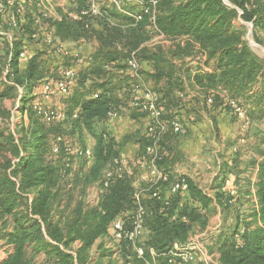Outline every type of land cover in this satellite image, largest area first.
<instances>
[{"label":"trees","instance_id":"obj_1","mask_svg":"<svg viewBox=\"0 0 264 264\" xmlns=\"http://www.w3.org/2000/svg\"><path fill=\"white\" fill-rule=\"evenodd\" d=\"M174 1L156 0L154 12L150 10L149 13H142L141 19L137 21L130 14L143 12L142 7L132 4L128 6L129 1L124 2L121 4L122 8L128 6L127 9L123 8L127 12L124 14L110 0L107 6L104 3L102 5L101 0L67 2L62 7L56 6L59 20H54L53 17L43 18L45 22L53 25V36L62 42L71 38L72 41L80 43L84 37L89 36L88 34H91L92 39L96 37L104 41L93 56L89 57V66L79 82L85 84L93 81L95 85L94 81H97L96 83L100 84L98 88L107 92H96L95 96H92L88 93L82 94L76 89L72 100L76 109L69 112L73 122L71 132H76L81 138L84 127L96 141L88 168L85 169L84 164L79 163L77 175L70 183L73 187L80 184L82 194L85 187L98 184L101 186V194L94 205L86 204L79 197L78 201L66 207V210L57 209V203L62 196L60 190L65 185L63 180L72 170V167L66 166L65 163L72 161L68 157H60L61 161L57 162L46 159L48 134L55 133L46 130L51 128L45 124L56 121H47L36 114L30 103L28 108L35 119L30 116L25 130L20 128L22 134L17 140L7 138L3 140L5 145L0 141V225L1 231H6L4 234L0 231V235L13 247V252L0 264H33L40 254L44 256L40 264H89V251L95 240L104 237L116 219H121L129 226L139 207L143 209L142 230L148 232L144 242L138 241V245L144 249V256L138 258L132 243L123 239L117 243L122 262L124 259L131 263L134 260L137 264H143L144 260L161 264H203L182 262L179 259L168 262L166 254L174 244L187 242L192 225L204 227L206 223V218L200 215L202 213L197 207H193L192 201L190 203L189 200L198 201L205 208L209 198L185 178L189 196L186 207L180 204L182 190L173 191L174 181L171 182L170 176L163 172L164 170L170 173V170L165 169L169 164L165 151L159 153L158 160H154L157 168L162 169L158 168L159 171L166 176L165 179L160 178L159 186H145L143 193L135 195V189L126 176H111L105 186L106 172H114V160L120 159V146L110 134L98 136L92 128L94 122H104L107 117L116 115V110L120 111V99L116 100L113 95L110 97L113 90L110 82L116 78L120 67L123 71L128 69L127 61L132 53L140 67L137 78H132L128 73L131 78L123 79V83L127 81L130 85L129 94L124 91L123 96L132 97L131 84L139 82V76L143 73L141 64H151L152 71L146 74L158 96L161 119L164 120V114L175 115L163 121L169 134L173 132L171 122L178 120L176 114L182 105V101L180 98L176 99L175 94L183 92L186 86L194 91L199 89L197 92L201 91L204 98L210 90L235 100L240 94H246V97L250 95L252 105L248 106L246 116L257 114V118L264 117V60L258 58L249 48L243 37L242 27L238 30L229 27L231 20L240 16L243 21L252 23L255 32H264V0H231L239 11L223 0H186L179 3ZM144 2V5H147L148 0ZM92 4L99 6L98 14L91 13ZM32 9L37 13L35 7ZM83 10L86 11L85 14L81 13ZM18 18L20 23L15 33L20 34V38L26 36L25 41L30 44L39 43L38 37H32V33L37 30L33 12H26L23 16L17 15ZM148 31L168 40L169 48L164 49L162 45L153 50L145 48V43L150 39ZM114 32L119 34L117 38L120 44L116 45V49L122 52L106 57L107 55L104 56L100 52L103 47L113 45L110 38H113ZM1 45L4 49V65L7 66L6 79L12 83L0 91V98L15 96L17 87L23 88L19 110L25 113L27 104L33 99L32 88L36 83L34 77L37 73L35 64L39 63L36 60L38 58L42 61V55L30 57L26 68L21 71L18 60L26 44L20 39L11 46L3 40ZM76 54L79 57V54ZM193 61L198 63L192 66ZM202 65L210 67L211 71L201 69ZM69 66L63 68H70ZM95 87L96 85L90 86L89 93ZM248 90L252 93L249 94ZM219 96L216 94L212 100L213 109L219 107L220 103L222 105ZM132 107L133 105L130 108ZM131 116L137 117L135 114ZM179 123L183 127L180 121ZM58 137L63 138L58 133L54 141H57ZM136 143L139 145L138 151L143 153L152 141L141 135ZM65 144L67 143L60 140L58 153L61 154L64 150L67 156ZM6 152L10 155L7 156ZM73 152L78 158H83L82 154ZM263 164L264 156L261 169ZM176 180L177 183L179 179ZM255 186L263 228L250 227L249 223H245L240 243L234 240L237 228L217 235L213 245H218L219 262L222 264H264L263 180L259 179ZM30 193L33 196L29 200ZM223 195L225 196L224 193ZM235 211V217H238L239 213ZM76 241L79 246L74 248L72 244ZM30 248L32 254L28 257ZM97 249L99 255L93 264H101L105 257L109 256V252H106L102 245ZM150 249L156 255H152ZM108 264L116 262L109 259Z\"/></svg>","mask_w":264,"mask_h":264},{"label":"rangeland","instance_id":"obj_2","mask_svg":"<svg viewBox=\"0 0 264 264\" xmlns=\"http://www.w3.org/2000/svg\"><path fill=\"white\" fill-rule=\"evenodd\" d=\"M181 1L186 0H175L174 2L179 3ZM228 5L231 6V8H238L234 6L231 2V0H225ZM255 1V0H254ZM102 5L103 3L107 6L108 0H101L100 2ZM128 6L131 4L133 6H139L136 3H133L132 1L127 3ZM126 5V7L128 8ZM125 7V6H124ZM123 7V8H124ZM125 7V8H126ZM126 8V9H127ZM235 9V10H236ZM134 10V9H133ZM54 11V20H59L60 15ZM135 11V10H134ZM239 11V10H238ZM125 14V13H124ZM6 18V17H5ZM232 29H239L242 27V33L245 41L247 42L249 48L251 51L260 59L264 60V32L257 30L254 31L253 25L251 22L243 21L240 16H235L229 25ZM35 29L38 30L39 34V43L30 44L27 41H25V37L20 38V34L14 33L11 34L10 38L7 37L4 38V41H7L10 43V46L13 42L16 40L22 39V41L26 44L25 49L23 53L20 55L19 60H22L20 64V70L23 71L26 68L25 59H28L34 55H42V61L37 58L35 66H36V75L34 77V80H36L35 85L32 88V102L30 101L27 104L33 106V103H39V106L44 109L49 110H55L58 112H61L60 114H63L62 119L55 120L56 122L45 124L48 128L46 130H52L55 134H48L47 137V146L45 148V157L48 161L51 162H57L61 161L60 157H68L72 162L65 163L66 166H71L72 170L69 172L68 176L64 178L63 182L65 185L61 188L60 192L62 194L61 199L57 203V209L68 207L69 205H74L76 201H78L79 197L82 198L86 204L88 205H94L97 203L99 195L101 194V186L98 184L90 185L88 187H85L83 189V194L81 193V186L73 187L71 182V179H74L77 175V169L79 163L84 164V168H88L89 164L91 163V156H92V150L94 148L95 139L91 134L83 127L82 128V137L79 138L77 133H72V119H71V113L70 110H75L76 108L73 106V95L76 89L82 94L88 93L92 96H95L96 92H107L105 89H99L98 86L100 84H97L95 81L96 87L93 88V91L91 90V93H89V87L95 86L93 85V81L91 83H85L79 82L81 81L80 78L83 76L84 72L87 70L89 66V57L93 56V53L95 50H97L100 47V44L103 45V42L101 39H95L91 38V34H88L89 36L84 37L80 43H76L71 40V38H67L64 42V45L67 46V50L65 49L64 52H58L55 49H52L49 44L43 41V38H47L46 33H52L53 31V25L45 22L44 20H41L37 26H35ZM149 30V28H148ZM148 34L150 36V39L145 43V48H148L150 50H153L158 45H170V42L163 38L161 35L156 34L155 32H149ZM249 34V35H248ZM248 35V37H247ZM119 36L118 33L114 32L113 38H110V41H112L113 45H107L103 47V51L100 53L106 57L108 56H116V54L122 52L120 50L116 49V45L120 44L119 39L117 38ZM256 37V39H255ZM258 38V40H257ZM27 40V39H26ZM252 43H251V42ZM259 41V42H258ZM1 42V41H0ZM5 44V43H4ZM6 45V44H5ZM4 51V49H3ZM36 53V54H35ZM74 53H78L79 57L74 56ZM132 55H134L132 53ZM73 56V58H72ZM39 57V56H38ZM4 53L0 55V65L1 70L5 72L7 69V66L4 65ZM45 61V63H44ZM26 62V63H27ZM196 61H193V64L195 65ZM25 64V65H24ZM192 64V65H193ZM70 65V66H69ZM65 66H69L72 68L74 72V78H73V85L71 86V91H69L66 94H61L60 92L56 91L52 95H48L47 97H44V94L42 93V84L46 83L45 81H50L54 83L57 79L61 78L62 70L66 69L63 68ZM146 71H152V66L149 64ZM127 72V73H126ZM144 73V71L142 70ZM86 73V72H85ZM118 75H116V78L113 79L112 82H110V86L113 87V90H111L110 97H113L117 100L120 99V111L116 110V115L107 117L104 122H94L92 124V128L94 132L101 136L104 134V136H108L110 134L113 136L118 142H119V157L122 161V165L120 166V170L118 172H112V176H126L128 177L129 181L131 182L132 186L135 189V195H138L140 192L143 193L144 188L148 186H159L160 179L157 178V176L153 173L154 172H160L162 173V169L159 171L157 168V164L155 161L152 160V152L151 150H148L149 145L145 147V151L143 153H140L139 146L136 144V140L142 135V137H147L150 141H152L151 146L153 145L156 147V155L159 156V153H163L165 151V156L169 154L170 149L176 150L174 153H176L177 157L175 158L176 161L178 160V166L182 169L183 174H178V172H170L167 173V171H164L168 176H170L171 182L174 181L172 186L176 185L175 180L179 179L184 180L186 183L185 178L189 183L194 185L198 190H200L203 195L207 196L209 198V203L206 211L202 212L200 214L201 216H204L206 219L208 217H211L212 222H214V215L216 213L214 207L210 204L213 201L217 205L220 206L222 209V216H221V224L220 229H222L225 233L231 232L233 229L237 228L236 236L241 235L239 231H241V226L244 227L243 224V218L239 219L238 217H235L236 211H239L238 209V195L236 193V190L234 191V186L237 185L238 181L241 180L243 183V191H246L250 186V182L246 183V178H240L238 179V175L242 173H248L249 176H253L255 168L257 167V171L255 170L254 174V184L258 183L259 179L263 180L264 183V164L263 168L261 169L262 165L261 162H263V150L260 149L259 144H264V117H258L257 114H254L253 116H244V118H237L235 117L231 110L228 108V106L225 104V101L229 99L230 97L226 96L225 94L217 93L214 90H210L208 92L207 98L212 96L211 101L208 102L207 98L203 97V94L201 91L197 92V90L191 89L189 86H186L187 88L184 89L183 92L175 94L176 99L180 98L182 101L181 108L177 111L178 114H176L178 118V122L180 121L183 125L184 132H178V134H174L176 132H172V134H169L167 132V128L161 132H158L154 135L152 133H149L148 126L151 124V121L153 120L151 116H149V113L147 111H144L139 106H135V97H138V102H141L145 99L144 94L152 92V94H156L154 91V85L151 84L147 80V74H144V79H140L139 76V90L137 91L136 85L137 83L131 84V92L132 97L126 96L125 98L123 96V92L125 91V94H129L130 91V85L127 81L123 83V79L125 78H131L129 74L132 76V78H137V76L133 75L130 69H125L123 71L122 67L119 68L117 71ZM129 73V74H128ZM60 75V77H59ZM141 75V74H140ZM148 83V84H147ZM84 84V85H83ZM124 88V89H123ZM22 89L20 93H17L20 95L18 98L12 99V97H4L0 98V141L1 144L5 145L3 140H6L7 138L16 139L22 134L20 128L25 130L26 126L28 125V121L30 120V116L32 117L34 114L30 110V108L26 109L25 113L22 110H19L20 108V97L22 94ZM137 91V92H136ZM192 92H197L198 95L197 98H191L190 96L193 94ZM249 94L252 93L251 90H248ZM110 93V92H109ZM87 94V95H88ZM216 94H219L220 101L222 102V105L220 103V106L215 108L214 110H218L220 113H224L225 115L222 118H216L214 115H207L205 118H203V112H207L209 109H212L213 104L212 100H214V97ZM17 95V96H18ZM86 95V96H87ZM190 95V96H189ZM241 96L237 98V102L245 111L248 110V106L252 105V102H250V95L249 97H246V94H240ZM189 96V98H188ZM141 98V99H140ZM158 98V96H157ZM194 101V105H189V110L186 107V103L189 104V100L191 99ZM140 99V100H139ZM22 100V99H21ZM205 100V102H204ZM28 102V101H26ZM22 103V102H21ZM124 104V105H123ZM131 105H133V111ZM136 107V110H135ZM179 108V106L177 107ZM72 110V111H73ZM130 110V111H129ZM132 114L137 115V117L132 118ZM169 117H175V115L170 114H164L162 115V118L164 120L168 119ZM33 118V117H32ZM248 120V123L244 119ZM255 118V119H253ZM35 119V118H33ZM161 121H164L161 119V116L159 118ZM208 122V128L210 129L208 132L204 131L203 124L204 122ZM40 122V121H38ZM27 124V125H26ZM192 126H195L192 127ZM195 129V138H193V143L197 142L199 138H202L204 136V132L207 133L206 137L202 139L203 141V150L202 151H196L194 152L193 149H190V146L188 147L187 151L191 153V155H186L182 153V151H178L176 149V146L179 145L180 142H184L187 139L190 138L191 135L194 132L192 128ZM231 129L233 131H231ZM106 130V131H104ZM201 133L199 135V132ZM60 134L63 138L60 137L57 138V141H54L55 135ZM199 137V138H198ZM153 138V139H152ZM249 139V140H248ZM60 140H63L64 143H67L64 145V148L66 150L67 156H65L64 150L61 152V154L58 153V146L60 143ZM169 143L167 144V142ZM259 142V144H258ZM71 147H70V146ZM193 147V146H192ZM191 147V148H192ZM78 148H84L83 150H90V153L87 155H82L83 158H78L76 155H74L75 149ZM264 148V147H263ZM73 149V150H72ZM1 152V150H0ZM160 153V154H161ZM168 153V154H167ZM6 155L9 156L10 154L6 152ZM184 155V156H183ZM240 157V158H239ZM85 158V159H84ZM174 158V157H173ZM170 159V163L168 166H164L165 169L168 171L171 170L170 164L173 163L174 159ZM260 158V159H259ZM64 160V159H63ZM158 160V159H156ZM169 160V159H168ZM169 162V161H168ZM80 164V165H81ZM257 166L255 167V165ZM163 167V168H164ZM229 169L234 171L235 174H232L230 179L226 176V174L229 172ZM157 170V171H156ZM181 172V170H179ZM214 173V175H213ZM237 173V175H236ZM187 175H189L187 177ZM212 175V177L210 176ZM198 178L202 182L200 183L202 187H199V185L195 182V179ZM212 178V180H211ZM176 180V181H177ZM67 182V183H66ZM196 183V184H195ZM71 184V185H70ZM187 184V183H186ZM227 184V185H226ZM231 185H234L231 187ZM146 186V187H145ZM171 186V187H172ZM229 186V187H228ZM173 188V187H172ZM256 188V187H255ZM257 190V188H256ZM212 191V192H211ZM234 191L235 193H231ZM225 196L223 195V193ZM70 194V195H69ZM210 196H208V195ZM232 194L234 196H232ZM32 193L28 194L29 200L32 198ZM71 196V197H70ZM189 193L188 191L182 190L180 193V204L183 207H186L185 204L188 201ZM190 203L192 201L193 204L198 205V209L204 210L198 201L195 200H189ZM68 210V209H67ZM248 210H251L250 208ZM131 212V211H130ZM252 212L249 211L248 214H251ZM237 218V220H236ZM261 221V220H260ZM263 224V223H262ZM10 225V224H9ZM5 230V229H4ZM112 230V228H111ZM110 230V231H111ZM197 230V231H196ZM0 231H1V225H0ZM191 234V240L197 242L200 244V246L203 247V253H205L207 256H210V259L214 262H216V258L214 255V249H213V243L210 234L201 233L199 234L198 228H195ZM6 231H1V234H4ZM112 234V233H111ZM199 234V235H198ZM141 235V234H140ZM139 235V239H140ZM237 238V237H236ZM111 239L113 237L111 236ZM189 239V238H188ZM118 242L117 240H114ZM7 241L5 239L1 238L0 235V263L5 260L10 253L13 252V247L6 243ZM117 244V243H116ZM72 246L74 248L78 247V243H73ZM131 252V250H129ZM32 254V248H30L29 253H27V256L30 257ZM35 255H33L34 257ZM131 256L133 258V255L131 253ZM37 257V256H36ZM43 254H40L39 257L35 258L33 264H40ZM136 260V259H135ZM219 261V260H218ZM114 262L118 264V262H121L118 258L114 257ZM133 264H137L132 262ZM221 263V262H220ZM222 264V263H221Z\"/></svg>","mask_w":264,"mask_h":264},{"label":"built area","instance_id":"obj_3","mask_svg":"<svg viewBox=\"0 0 264 264\" xmlns=\"http://www.w3.org/2000/svg\"><path fill=\"white\" fill-rule=\"evenodd\" d=\"M75 0H0V41H3L5 37L8 39L10 38L11 34L13 35V32L15 33L16 29L18 28V24L20 23L18 16H23L26 12H33L34 22L35 24H39L43 18H49L54 17V11L56 15V6H64L67 2H74ZM113 2L121 13L127 14V12L122 8L121 4L124 2L132 1L133 3H136L140 7H142L143 12L139 14H130L133 16V18L137 21L141 19V16L143 14L149 13L150 10H153L156 5V0H148L147 5H144V0H110ZM33 7H35L37 13L33 11ZM10 8H13L11 10ZM91 13L98 14L99 13V6L92 4L91 7ZM58 13V12H57ZM82 14H85L86 11L83 10L81 12ZM143 13V14H142ZM59 14V13H58ZM6 17V18H5ZM5 18V19H3ZM7 25H4V24ZM4 26H7L8 28H4ZM53 33V31H52ZM52 33H46L47 38H43V41L49 44L52 49H55L58 52H64L65 49L67 50V46L64 45V42L61 40L55 38ZM32 37L39 39L38 30H35L34 33H32ZM23 53V52H22ZM21 53V54H22ZM20 54V55H21ZM75 53V57H76ZM128 68L132 72L133 75L137 76V71L139 70V64L136 60V58L131 55V57L127 61ZM74 70L72 68H66L62 70V75L60 79H57L54 83L50 81H45L46 83L42 84V93L44 94V97H47L48 95H52L55 90L60 92L61 94H66L69 91H71V86L73 85V78H74ZM139 82H137V85L135 86L136 89L138 88ZM139 88L137 89V91ZM136 91V92H137ZM145 99L141 102H138V97H135V106H139L144 111H147L149 113V116L152 117V122L148 126L149 133H152L154 135L155 133L161 132L165 129L166 123L161 121L159 118L161 116V106L159 105L158 98L155 94H152V92L144 94ZM212 96L207 98V101L210 102ZM225 104L228 106V108L231 110L232 114L237 118H244L246 116L244 109L242 106L238 104V102L233 99L229 98L225 101ZM33 109L36 111V114L42 116L45 120L51 121V120H57L62 119L63 114H60L61 112L55 111V110H49L44 109L39 106V103L33 104ZM246 123H248V120L244 119ZM172 130L176 133L178 132H184L183 127L177 120H173L171 122ZM148 150H151L152 152V160L159 159V156L156 155V147L153 145L148 147ZM75 152L82 155H87L90 153V150H82V149H76ZM114 172L121 171L120 166L122 165V161L120 159L114 160ZM157 171V170H156ZM153 173L157 176L158 179L162 178L165 179L166 176L163 175L160 172H154ZM112 176V170L107 171L105 174L106 180L104 182V185H107V179ZM187 188V184L184 180H180L176 183L175 186H173L172 190H185ZM235 191V190H234ZM232 191L231 193H235ZM232 196H234L232 194ZM142 215H143V209L139 207L137 211L134 214L133 220L129 226H126L124 221L121 219H116L113 221L112 224V230H111V236L114 240L120 241L123 239L129 240L132 245L133 249L137 255L138 258H143L144 256V249L140 245H138L139 241V235L142 230ZM152 255H156L153 251H151ZM168 257V262H174L175 259H179V261L182 262H201L203 264H221L217 259L216 262L212 261L210 259V256H207L205 253H203V247L200 246L195 241H192L191 239L187 240L185 244H174L173 247L169 250L168 254H166ZM143 264H161L156 261H147L144 260Z\"/></svg>","mask_w":264,"mask_h":264},{"label":"crops","instance_id":"obj_4","mask_svg":"<svg viewBox=\"0 0 264 264\" xmlns=\"http://www.w3.org/2000/svg\"><path fill=\"white\" fill-rule=\"evenodd\" d=\"M81 41H83V40H81ZM169 46H170L169 44H167L165 46L162 45V47L164 49L165 48L166 49L169 48ZM2 53H3V49H2V45H1L0 46V55ZM25 60H26L25 61V64H26L27 59H25ZM18 61H19V66H20V64L22 63L21 62L22 60H18ZM191 64H193V62ZM148 66H149V63H147V62H143L141 64V70H143L144 73H142L140 75V79L141 78L144 79V77H145L144 74L151 72V71H146V69H147ZM192 66H194V64ZM0 67H1V65H0ZM201 69H203L205 71H211V68L210 67H206L204 65L201 66ZM6 73H7V69L5 70V72L1 70V73H0V91H2L7 84H11L12 83L11 81H9V80L6 79ZM147 80L152 84V81L149 78H147ZM21 89L23 90V88L17 87L16 94H15V96H12V99L18 98L20 96L17 93H20L21 92ZM22 93H23V91H22ZM192 93L193 94L191 96L190 95L189 96L192 99L193 98H197L196 97L197 92H195V93L192 92ZM189 96H188V98H189ZM192 99L188 101L189 104L186 103V107H187L188 110H189V107H188L189 105L192 106V105L195 104ZM203 113H204L203 114V118H205L207 115H214L216 118H222L225 115L224 113H221V112L219 113L218 110H214L213 108L212 109H209L207 112L204 111ZM205 120H206V118H205ZM206 124L208 125V122L207 121L204 122V124H203V127L204 128L203 129H204V131H207L208 132L210 129L208 128V126H206ZM192 127L195 128V126H192ZM194 128H192L194 132L191 135V137H192L191 140L189 138V139H187L184 142H180L179 145L176 146V149L178 151H182V153L185 154V157H186V155H189V156L191 155V153H189L187 151V149H188L189 146H190V149H193L194 150V152H196V151H202L203 150L202 147L204 145H203L202 139H203V137L204 138L206 137V134L207 133L204 132V136L202 138H199L198 137L199 139L196 140L197 142L193 143V140H194L193 138H195V129ZM231 131H233V130L231 129ZM197 132H199V130H197ZM200 134L201 133L199 132V135ZM168 143H169V141L167 142V144ZM136 144H138V143H136ZM258 144H259V142H258ZM259 147H260V149L263 150V156H264V148H263L264 147V144H259ZM174 151L176 152V150H174ZM174 151L170 149L169 154L167 153L168 154L169 163H170V159L174 157L173 158L174 159L173 163L170 164V167H171L170 172H178V174H183L184 172H182V169L178 166V160L176 161V159H175L177 157L176 156L177 155L176 154L177 152L174 153ZM256 166H257V164L255 165V167ZM179 170H181V172ZM255 170L257 171V167L255 168ZM255 170L253 169L254 174H255ZM232 174H235L234 171H232L231 169H229V172L226 174V176L230 179V177L232 176ZM254 174H253V176H249L248 173H242V174H239L237 176L238 179H240V178H246L247 179L246 180V183L250 182L248 184H250L251 187H249L246 191H243V187H242V184H241L243 182L241 180L238 181L237 185H235V186L234 185H231V187L234 186V190H236V193L238 195V199H239L238 209H239V211H237V212L239 213V219L243 218V224L249 223L250 227H255L256 226V227L263 228V224H262V222L260 221V218H259L260 212H259L258 203H257V197H256V188H255L256 186L254 184ZM213 175H214V173H213ZM236 175H237V173H236ZM188 176L189 175H187V177ZM210 176L212 177V175H210ZM211 180H212V178H211ZM195 182L199 185V187H202L201 184H200L202 182L201 180H199L198 178H196L195 179ZM208 196H210V195H208ZM210 204L214 207V209L216 211V213H215V215L213 217L214 218V222H212L211 217H208L206 219V223H205L204 227H201V226H199L197 224L192 225V227H191V229H190V231L188 233V238L189 239H191L192 232H195V231H193L195 228H198L199 234H201V233L208 234L209 233L210 236H211V239H212V243H213V240L216 239L217 235H219L221 232H224L219 227L220 224H221L220 222H221V216H222V214H221L222 213V209L220 208L219 205H217L215 203V201H213ZM193 207H197V210L199 212H201V213L207 210V208H205L204 210H201L200 211V209H198V205L197 204H193ZM249 208L251 210H248ZM249 211H251L252 213L251 214H248ZM240 228H241V231H239V232L240 233H243L244 227L241 226ZM140 234L141 235H140L139 241L144 242L147 239V237H148V232L145 229H143ZM241 236H242V234L239 235V236H236L235 235V239L234 240H235L236 243H240L242 241ZM74 243H78V242L76 241ZM116 243H118V242H116V241H114V240L111 239V231H109V230H108L107 234L104 237L97 238L95 240L94 244L92 245L90 251H89V261H88L89 264H93L95 262V260L97 259L98 255H99V251H98L97 247L99 245H102L103 248L106 250V252H109V256H106L105 257V260H103V262L101 264H108V260L109 259L112 260V262H113L114 261V257L118 258L121 261V262H118V264H132L129 261H124V259H123V262H122V259L120 258V249H119L118 244H116ZM213 249H214L215 258L217 260H219L218 245L217 244L216 245H213ZM150 251H151V249H150Z\"/></svg>","mask_w":264,"mask_h":264},{"label":"water","instance_id":"obj_5","mask_svg":"<svg viewBox=\"0 0 264 264\" xmlns=\"http://www.w3.org/2000/svg\"><path fill=\"white\" fill-rule=\"evenodd\" d=\"M225 3H226V1L225 0H223ZM226 4H228V3H226ZM249 35V34H248ZM248 35H247V37H248ZM251 42V41H250ZM252 43V42H251Z\"/></svg>","mask_w":264,"mask_h":264}]
</instances>
